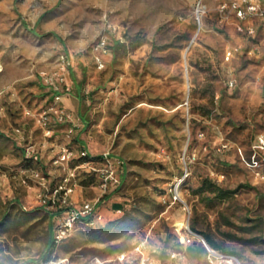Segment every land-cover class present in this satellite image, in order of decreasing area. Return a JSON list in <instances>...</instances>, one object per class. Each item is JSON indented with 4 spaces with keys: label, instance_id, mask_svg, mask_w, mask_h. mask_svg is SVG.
Returning <instances> with one entry per match:
<instances>
[{
    "label": "rangeland",
    "instance_id": "rangeland-1",
    "mask_svg": "<svg viewBox=\"0 0 264 264\" xmlns=\"http://www.w3.org/2000/svg\"><path fill=\"white\" fill-rule=\"evenodd\" d=\"M229 1L202 0L198 20L197 0H0V264L54 252L73 264H202L204 238L193 231L181 243L185 226L264 264V151L254 147L264 136V22L239 32L218 9ZM60 54L76 108L67 110L92 152L123 161V183L104 195L100 223H75L47 251L55 217L40 197L64 169L38 120L51 96L37 73L62 71ZM206 178L234 192L217 196ZM82 179L79 203L98 195Z\"/></svg>",
    "mask_w": 264,
    "mask_h": 264
},
{
    "label": "built area",
    "instance_id": "built-area-1",
    "mask_svg": "<svg viewBox=\"0 0 264 264\" xmlns=\"http://www.w3.org/2000/svg\"><path fill=\"white\" fill-rule=\"evenodd\" d=\"M220 12H229L237 19V30L239 32L252 35L255 27L253 21L259 19L264 22V0H231L228 3L222 2L218 7ZM196 17L205 12V5L202 0L196 2ZM105 45V40H101L98 44L101 48ZM237 48H226L225 54L231 56ZM66 55L60 54L58 62L61 63V70L47 71L40 70L37 75L40 80L52 90V95L45 107L39 114L38 120L43 125V136L51 140L56 133H61L63 142L57 146V150L52 158V164L55 166H63L64 172L58 180L51 183L46 193L41 195L40 202L47 209L59 211L62 208L61 215L54 216V224L52 225L53 246L56 248L64 239L72 232L75 223H83L87 226L95 227L101 222L103 214L98 208L100 199L113 188L121 183V173L123 171V161L114 157L109 150H103L99 154H94L86 148L77 146L75 142V134L78 129V122L68 112L67 108L62 104L64 94L69 93L70 86L65 79V68L68 67ZM99 66L102 63L98 59ZM226 144H222L225 147ZM254 147L264 151V136L256 135L254 138ZM25 153L31 155L35 160L39 158V150L34 144L25 146ZM92 177V184L98 189V195L93 199L83 200L78 204L69 201V196L74 188L79 184L80 178ZM184 177V176H183ZM179 178L171 189L173 199H177L176 190L179 183L183 179ZM52 211V210H51ZM120 211V209H116ZM53 217V218H54ZM188 229L184 235H181V243H189L196 233ZM204 247V262L202 264H251L242 260L231 253L224 252L221 249L214 248L200 239ZM142 245L139 244L137 249L140 251ZM123 258V254L119 259ZM143 260H147L144 258ZM96 264H102L98 257L94 258ZM36 264H73L66 256H56L55 252L50 258H41Z\"/></svg>",
    "mask_w": 264,
    "mask_h": 264
},
{
    "label": "trees",
    "instance_id": "trees-1",
    "mask_svg": "<svg viewBox=\"0 0 264 264\" xmlns=\"http://www.w3.org/2000/svg\"><path fill=\"white\" fill-rule=\"evenodd\" d=\"M114 44H115V46H117L120 43L119 42H116ZM69 72H70V76H71L72 80L76 83V86H77V88L79 90V85H80V83H81L82 80L76 81L75 80V76H74V72L71 71V70ZM51 95H52V90L50 89V96ZM93 182H94V179L92 177H89V178L87 177V178H83L82 180H80V184H85V183L88 184V183H93ZM122 183H123V176H121V183L117 187H115L111 191H109L108 193H110V192H112V191L117 190L118 188H120L121 185H122ZM205 183L208 184V185H210L211 187H213L215 189V193L217 194V196H225L226 194H231V193L234 192V190H227V189L220 188L219 186H217V184L215 182H212L210 179H207V178L204 180V183L203 184H205ZM103 198L100 200V202L101 201L102 202L106 201L105 197H103ZM100 202L98 203V208H100ZM119 206H120V204L118 202H113L111 204V208H114V209H116V208L117 209H120ZM42 209L44 210V213L47 214L48 217H51L52 216L51 218H53L57 213H59V211H56L55 212V211H51V210H45V208H42ZM24 213L25 214H29V212H24ZM88 227L91 228L90 226H88ZM94 229H96V228H94ZM191 229H192V231H194L196 233H200L203 236L204 240L209 245H211L212 247H214V248H218L219 247V245L213 240V238L211 237V235H209L207 233H202V232L196 230V228L194 226H192ZM92 232L96 233L95 230H92ZM47 235L48 236H47L46 244H47V251H48V249H52L54 247L53 246V239H52V222H50V221L47 223ZM199 247H200V250H202L204 252V247H203L202 243H199ZM189 249H191V248H189ZM43 259H47L46 256H44Z\"/></svg>",
    "mask_w": 264,
    "mask_h": 264
},
{
    "label": "crops",
    "instance_id": "crops-1",
    "mask_svg": "<svg viewBox=\"0 0 264 264\" xmlns=\"http://www.w3.org/2000/svg\"><path fill=\"white\" fill-rule=\"evenodd\" d=\"M62 104L66 108H68L71 112H73V111L76 110L75 104H74L73 100L67 94L63 96V98H62ZM83 131L84 130L82 128H78L77 129L76 134L74 136L75 137V142H76L77 146L86 148L88 151L92 152L90 150L88 144L86 143V141L81 136V134H83ZM61 142H63V137H62V134L58 132V133H56L55 137L50 140V144H51L50 147L52 146L54 149L56 148V150H57V146L60 145ZM92 153L99 154L100 152H92ZM122 173H123V171H122ZM122 173H121V176H122ZM79 187L76 186L74 188L73 192L70 195V199L73 202H78L79 199L81 198V192H80V188ZM103 208H104L103 210H105V214H106V206L104 205Z\"/></svg>",
    "mask_w": 264,
    "mask_h": 264
}]
</instances>
